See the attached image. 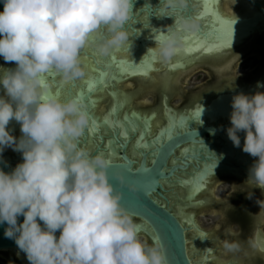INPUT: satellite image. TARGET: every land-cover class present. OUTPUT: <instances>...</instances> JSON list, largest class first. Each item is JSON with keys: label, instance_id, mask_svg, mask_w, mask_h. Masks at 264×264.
I'll return each mask as SVG.
<instances>
[{"label": "clouds", "instance_id": "obj_1", "mask_svg": "<svg viewBox=\"0 0 264 264\" xmlns=\"http://www.w3.org/2000/svg\"><path fill=\"white\" fill-rule=\"evenodd\" d=\"M189 3L160 0L157 10L174 12ZM133 8L134 0H4L0 56L16 67H0V159L11 147L23 160L11 171L0 167V224L7 223L4 235L14 238L29 264H168L163 243L142 239L122 205L109 177L111 161L80 145L90 120L83 100L47 93V73L55 71L63 82L84 74L80 53L85 46L94 43L107 55L127 44ZM174 17L149 49L164 62L183 47L184 33L200 27L199 17ZM101 29L104 34L93 40ZM232 109L228 138L240 147L239 133H246L243 151L258 157L246 183L264 190V91L235 94ZM203 111L202 106L200 117ZM13 119L21 125L20 137L8 127ZM209 131L215 135L216 129ZM257 203L264 209V199ZM226 231L234 235L233 229ZM246 243L264 252L260 231L254 230ZM221 244L228 252L242 247L237 239Z\"/></svg>", "mask_w": 264, "mask_h": 264}, {"label": "flooded vegetation", "instance_id": "obj_2", "mask_svg": "<svg viewBox=\"0 0 264 264\" xmlns=\"http://www.w3.org/2000/svg\"><path fill=\"white\" fill-rule=\"evenodd\" d=\"M252 1L217 0L215 4L206 6L210 11H217L224 18L232 20L255 16L256 20L249 34L236 40L233 39L227 44L198 35L196 38L201 41V46L194 45L191 52L177 51L168 62L162 61L156 54L152 60V68L147 69L146 72L140 69L142 72L135 74L126 72L118 74L116 73L117 69L112 68L113 57L131 61L132 52L136 50V53L141 57L140 63L143 65V60L150 57L149 49L156 46L155 36L159 33V28L164 20L167 22L166 26L173 25L175 23L174 16L198 17L204 8V0H190L189 6L194 8L192 11H188L187 7L177 8L174 12L166 11L165 15H174L168 17L161 16L163 14L156 9L152 0L151 2L146 0L150 4L149 6L144 4L134 6L133 15L127 25L131 34L130 41L120 47L117 52H114L117 49L114 48L107 55L101 54L95 44H90L85 46L80 53L85 69L82 76L70 82H63L62 77L55 71L47 73L45 76L49 81L47 93L62 99H68L73 93L72 97H77L79 91L84 94L88 93L91 85L89 94L94 103L89 105V101L86 99L84 106L93 121L98 117L101 118L100 121L108 119V115L116 105L115 96L117 94L121 96V99L125 98L126 104H122L119 118L126 121L124 126H133L130 138L124 139L120 136L118 125L112 126L109 130L99 128L95 136L97 143L93 148L89 149L86 145L87 127L79 138L80 145L87 148L92 154L105 150V144L109 139H112L115 144L113 149L117 154V157L112 161L124 162L122 156L125 154L134 161L136 168L143 155L146 154L147 165H150L154 158L152 155L156 152L157 147L171 136H176L177 133L183 134L191 127L199 131L210 126L216 129L215 135L205 132L197 136L196 139L199 142L186 141L182 143L175 149L174 155L170 157L165 168L168 171L170 166L183 165V162L178 159L183 155L191 156L194 149L202 144L200 140L207 139L215 143L219 152L227 161L231 162V165L228 166L232 168V171L218 170L215 174L207 175L200 182L201 186H204L203 190L194 199H189L188 193L182 192L181 183L188 177L191 178V174H195L197 181L198 173L203 167L201 162L200 168L195 169L193 165L197 164L189 157L190 159L187 160L189 166L186 169H179L171 177L162 180L166 190L164 195L168 200L159 196V199L167 203L170 210L187 227V247L193 264H264V252L251 249L246 243L247 238L254 230H258L261 235H264V209L257 203V199H264V190L253 188L251 184L246 183L249 168L258 157H252L246 153L250 163H246L248 162L246 158L242 161L238 154L243 151V144L236 150L234 149L230 156L221 149V142L226 141L225 138H227V143H230L227 135L228 127L222 130L218 129L221 126L231 125L232 98L235 94L239 92L254 94L258 90L264 91V88H257L258 82L264 83V0ZM258 3L261 7L257 5ZM149 8L153 9L151 14L148 11ZM143 9L144 11H142ZM159 18L162 19L161 22L157 21ZM212 18L211 14L207 17H200V25L205 28L204 25ZM151 21L158 23L156 30L149 26ZM131 25L134 26L135 31ZM138 27L146 30V34L141 33ZM103 34L104 30L101 29L97 34L99 39ZM213 42H216L215 45L212 44ZM142 43H144L143 46H141ZM185 47L186 39L180 49ZM217 53L220 54L217 55ZM101 63H104V66ZM244 63L247 64L246 70L244 71L245 68H242L240 72L239 66ZM107 64H109L108 67ZM0 67L15 68L16 64L15 62H5L4 58L0 56ZM101 73L105 76L104 91L102 92L101 85L96 84V78H99ZM107 81L110 84H106ZM0 95H4L2 84H0ZM227 96L230 98L225 104L224 97ZM202 106L204 111L200 117ZM133 114L137 118L141 116L145 123L153 118L151 131L149 134L146 133L144 139L143 126L136 132L137 123ZM117 115L114 114L112 117L114 122L119 121ZM148 125L150 123H147ZM161 131L164 133L161 134ZM99 132L103 136V141L99 139ZM12 133L16 137H20L22 135L21 127L12 130ZM141 140V144L149 143L146 148L137 149V154L134 155L133 147ZM3 159L12 165H17L22 162L23 155L8 147L3 152ZM166 181L175 182L174 187L166 184ZM219 188L224 190L223 193L219 194L221 192L218 191ZM252 192L254 194L249 198L248 194ZM177 195L183 197L181 202L178 201ZM180 203L183 208L182 213L179 210ZM184 217H191L192 223L185 222ZM204 217L212 219V224H204L202 220ZM230 228L234 230V235H227L226 230ZM199 232L203 234L200 239L201 252L195 249V237ZM59 233H56L57 237ZM140 236L151 243L150 238L142 231H140ZM225 238L239 240L242 244L241 249L236 252L226 251L221 244ZM3 263L29 264V261L26 254H22L20 249L0 250V264Z\"/></svg>", "mask_w": 264, "mask_h": 264}, {"label": "water", "instance_id": "obj_3", "mask_svg": "<svg viewBox=\"0 0 264 264\" xmlns=\"http://www.w3.org/2000/svg\"><path fill=\"white\" fill-rule=\"evenodd\" d=\"M152 1L157 9L160 6V2H157V0ZM211 1H213L214 4L217 2V0H204V8L198 17H207L211 14L213 17L212 20L207 21L204 25L205 28L200 25L198 31L184 33V38L186 35H200L205 38L210 37V39L218 43L227 44L233 39L236 40L241 36L249 34L250 30L253 29L256 20L255 16L238 20L224 18L217 11H210L208 7L206 8V6H209L206 3ZM140 4L150 5L146 0H134V6ZM257 5L261 7L259 3ZM3 8L4 0H0V11H2ZM187 9L188 11H192L194 8L193 6H189ZM148 11L151 14L153 9L149 8ZM159 11L163 15L166 14V10ZM131 28L135 31L133 25H131ZM160 28L159 33H167V26L165 32L161 31ZM216 42L212 44L215 45ZM143 45L144 43H142L141 46ZM155 56L156 52L150 51V57L144 59L143 65H141V57L136 53V50H134V52H132L133 58L131 61L126 59H115L113 57L112 68L115 67L117 69L116 73L118 74H123L125 72L128 74H135L142 72L140 69L146 72L147 69L152 68V60ZM108 66L109 64H107V67ZM103 79H105V76H103ZM97 80L98 78H96V81ZM80 93L82 92L79 91L78 94ZM249 93L252 94V92ZM85 94L88 95L89 92ZM229 98L230 96L224 97L225 104L229 101ZM81 100L84 102L86 99L81 98ZM225 104L223 105L224 107L226 106ZM103 122H107V120ZM115 125H117V122H115ZM93 126L96 131H99V128L95 125ZM226 127L229 126H221L218 129L222 130ZM210 129L215 128L213 126L204 127L202 131H199L191 127L190 130L183 134L177 133L176 136H171L157 147L156 152L152 155L154 158L152 162H150V165H147L146 154L143 155L139 166L136 168L134 167V161L123 154L122 157L124 162L111 161V166L108 170L111 182L114 184L116 191L121 195L122 205L133 215V218L139 225L140 231L149 237L151 242L159 240L163 243L167 253L168 264H193V260L187 247V227H185L178 217L170 210L168 204L159 199L160 196L164 200H168L164 195L166 190L163 187L162 180L171 177L174 172L179 169H186L189 166L187 160L190 158L195 160L197 164L193 165L195 169H199L200 163L202 162L203 167L197 177L199 183L205 179L207 175L215 174L218 170L232 171V168L228 166L231 165V162L227 161L221 152H219L215 143L207 139L200 140L202 144L194 149L191 156L183 155L178 159L183 162V165L170 166L168 171L165 168L168 165L170 157L174 155L176 148L186 141L199 142L196 137L205 132L210 133ZM163 133L164 131H161V134ZM239 135L241 137V144H244L246 133L241 132ZM99 139L103 141V136L101 134L99 135ZM225 140L226 141L221 142V149L225 150L231 156V152L238 147L234 146L230 139L229 144L227 143V138H225ZM238 157L241 158L242 161H244L245 158H249L244 151L239 152ZM246 163H250L249 159ZM0 167H3L5 171H11L16 165H12L6 161V159L2 158L0 159ZM23 219L24 217L20 216L19 222L22 223ZM6 228V222L0 224V250H18L19 248L14 238H7L4 235Z\"/></svg>", "mask_w": 264, "mask_h": 264}, {"label": "bare ground", "instance_id": "obj_4", "mask_svg": "<svg viewBox=\"0 0 264 264\" xmlns=\"http://www.w3.org/2000/svg\"><path fill=\"white\" fill-rule=\"evenodd\" d=\"M148 1H150L151 2V0H148ZM208 5H212L213 4V1H211V2H208L207 3ZM142 11H144V9L142 10ZM139 15H141V13L139 12ZM161 18H159V20H157V21H160L161 22ZM163 24H161V23H159V24H161V28H160V30L161 31H164L165 32V28H166V25H167V22H166V20H164L163 22H162ZM158 23H154L153 21H151L150 23H149V26H151V27H153V29L154 30H156L157 29V25ZM138 29H139V27H138ZM140 31H141V33H143V34H146V30L144 31L143 29H142V27H140V29H139ZM155 32V31H154ZM92 39L93 40H96V41H98V39H99V36H97V33H94L93 34V36H92ZM185 39V38H184ZM148 43V42H147ZM90 44H94V43H90ZM89 44V45H90ZM136 47V46H135ZM120 48H117L114 52H117L118 50H119ZM218 54H220V53H217V55ZM101 65L102 66H104V63H101ZM109 82L107 81L106 82V84H108ZM110 84V83H109ZM100 90H101V92L102 91H104V87L103 86H101V88H100ZM99 92V91H98ZM72 96H74V93L71 95V97ZM71 97H68V99L69 98H71ZM121 96L120 95H116L115 96V101H116V105H115V107L112 109V111H111V113L108 115V119H107V122H103V121H100L101 120V118L100 117H98V119L97 120H89V124H88V126H87V128H88V140H87V142H86V145L89 147V149L90 148H93V146H95L96 145V143H97V140H95V136H96V133H97V131L95 130V128L93 127V124H95V126L96 127H98V128H106V129H110L112 126H114L115 125V122L112 120V117H113V115L114 114H118L117 115V118L119 119V121L117 122V125H118V130H119V134H120V136L122 137V138H124V139H127V138H130L131 137V135H132V133H133V126H129V125H126V126H124V124L126 123V121H122V119H120L119 117V113H120V109H121V107H122V104L124 103V105L126 104V100H125V98H120ZM96 107V106H95ZM93 108V107H92ZM134 116H133V118L135 119V122L137 123V130H136V132H138L139 130H140V127H142L143 126V132H144V136H143V139L145 138V136H146V133L147 134H149V132L151 131V128H152V120H153V118L152 119H150V121H148L147 123H150V125H148L147 126V123H145V122H143V120H142V117L140 116H138V118H137V116L135 115V114H133ZM147 126V127H146ZM8 127H9V129L10 130H14V129H18V128H20L21 127V125H20V123H18V122H16L14 119L9 123V125H8ZM142 139V140H143ZM142 140L141 141H138L137 143H136V145H135V147H133V152H134V155H136L137 154V149H142V148H146L147 146V144L149 143H144V144H141V142H142ZM85 145V146H86ZM105 150H102L100 153H102L107 159H109L110 161H112V159H115L116 157H117V154H116V150H114L113 149V147L115 146V144H114V142L112 141V139H109L108 140V142L105 144ZM166 184H168L169 186H171V187H174V185H175V182H173V181H166L165 182ZM182 186H183V190H182V192H185L186 191V193H188V195H189V199H194L196 196H197V194L201 191V190H203V187L204 186H201V184L198 182V181H196V177H195V174H191V178L190 177H188L187 178V180L186 181H183L182 183ZM177 197H178V201L179 202H181V200H183L182 198L183 197H181V196H178L177 195ZM181 203H180V207H179V210H180V213H182V207H181ZM184 221L185 222H188V223H192V218L191 217H184ZM60 234V233H59ZM59 234H58V236H59ZM203 237V234L201 233V232H199V234L195 237V249L198 251V252H201V250H202V243H201V241H200V239ZM22 254H25L24 252H22ZM203 261H205V260H203Z\"/></svg>", "mask_w": 264, "mask_h": 264}, {"label": "snow or ice", "instance_id": "obj_5", "mask_svg": "<svg viewBox=\"0 0 264 264\" xmlns=\"http://www.w3.org/2000/svg\"><path fill=\"white\" fill-rule=\"evenodd\" d=\"M185 39H186V47L184 49H178V52L179 51H183V52H191L193 51V46H201V41L200 40H197L196 36H193V35H186L185 36ZM50 73V72H49ZM103 76L104 74L101 73L99 75V78L98 80L96 81L97 83H99L101 86H103V82H104V79H103ZM91 92V85L89 86V93ZM59 94V93H58ZM80 99L81 98H84V99H88L89 101V105H92L94 103V101L91 99V96L90 94L86 95L84 93H80L78 94V96Z\"/></svg>", "mask_w": 264, "mask_h": 264}, {"label": "rangeland", "instance_id": "obj_6", "mask_svg": "<svg viewBox=\"0 0 264 264\" xmlns=\"http://www.w3.org/2000/svg\"><path fill=\"white\" fill-rule=\"evenodd\" d=\"M247 66V64H241L239 67V71L241 72V70H242V68H245ZM246 70V68L244 69V71ZM218 190V189H217ZM218 191H221L219 194H221V193H223V191L224 190H222L221 188H219V190ZM203 222H204V224H209V225H211L212 224V219H210V218H206V217H204L203 219ZM206 226H208V225H206ZM4 264V263H3Z\"/></svg>", "mask_w": 264, "mask_h": 264}]
</instances>
